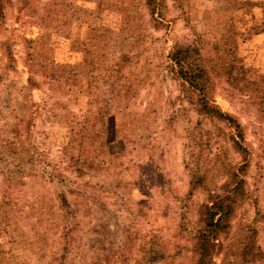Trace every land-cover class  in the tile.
<instances>
[{"label":"rangeland","instance_id":"rangeland-1","mask_svg":"<svg viewBox=\"0 0 264 264\" xmlns=\"http://www.w3.org/2000/svg\"><path fill=\"white\" fill-rule=\"evenodd\" d=\"M150 1L0 0V264H264V0Z\"/></svg>","mask_w":264,"mask_h":264},{"label":"trees","instance_id":"trees-1","mask_svg":"<svg viewBox=\"0 0 264 264\" xmlns=\"http://www.w3.org/2000/svg\"><path fill=\"white\" fill-rule=\"evenodd\" d=\"M149 6L153 8V11H155L157 2L156 0H151L149 2ZM187 48H179L177 51H175L172 55V58L176 60L177 62L181 63L186 58L189 59L191 55L189 56V50ZM188 57V58H187ZM183 68V66H181ZM176 73V69H174ZM186 72V71H183ZM203 73L199 71L198 75H191L192 77L189 79L188 83L189 87L192 90H200L201 93L204 92L205 86V80L203 76L201 77ZM180 77H182V74H180ZM197 105L199 106L198 111L200 113H208L211 114V117H214L220 121H224L227 124L231 125L234 128L235 134L232 135V140L234 142V145L237 149H241L243 151H246V148H244L241 140L244 139L243 135V129L239 122L234 119L230 114L222 112L219 107L214 104L213 102H207L205 100H201V102H198ZM222 199V198H219ZM207 214H204V224L205 227L202 228L199 233L196 235V249L200 252L201 256L199 262L197 264H210L207 261V256L209 254V251L211 250V256L213 253V250H215L217 243H218V237L221 235V233H224L227 231V227L229 226L228 218L231 212L233 211L232 203L226 204V201L219 200L214 205H207L206 206ZM211 264L213 263V260L211 259Z\"/></svg>","mask_w":264,"mask_h":264}]
</instances>
